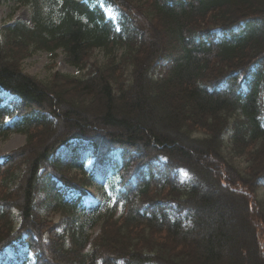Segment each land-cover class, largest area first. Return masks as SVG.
I'll return each instance as SVG.
<instances>
[{"label":"trees","instance_id":"16d2710c","mask_svg":"<svg viewBox=\"0 0 264 264\" xmlns=\"http://www.w3.org/2000/svg\"><path fill=\"white\" fill-rule=\"evenodd\" d=\"M10 1L0 264H264V0ZM36 50L82 73L30 74ZM97 164L112 192L87 203Z\"/></svg>","mask_w":264,"mask_h":264},{"label":"rangeland","instance_id":"374dc122","mask_svg":"<svg viewBox=\"0 0 264 264\" xmlns=\"http://www.w3.org/2000/svg\"><path fill=\"white\" fill-rule=\"evenodd\" d=\"M107 15L116 17L117 13L111 9L107 10ZM30 10L27 6L21 5L16 6L10 0H0V23L10 22L13 20L21 19L29 22L30 20ZM105 57L103 51L100 49H95L89 57V61L97 60L101 62ZM23 69L33 75H36L39 78H46L52 70L59 69L64 72L71 74H81L82 70L77 69L76 67L68 64L64 60V54L62 51H57L54 55L50 54L44 50H36L27 56L22 63ZM7 96L6 98H8ZM25 141V135L18 132H11L7 137L0 139V155L12 150ZM88 151L83 150L82 156H86L83 166L73 165L72 170L77 171L79 174L87 175L88 170L91 168L93 158L88 157ZM236 160V159H235ZM109 166L102 168L99 164L95 166V182L86 187V194L84 199L87 203L93 202L96 203L101 198L99 197L102 190L111 191V184L114 181L108 176ZM108 200L102 199V208L106 207ZM43 213L48 214L53 220H60L59 212L48 208L42 210ZM16 215V211H14Z\"/></svg>","mask_w":264,"mask_h":264}]
</instances>
